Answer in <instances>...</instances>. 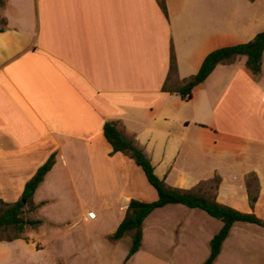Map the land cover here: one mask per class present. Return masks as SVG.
<instances>
[{
    "label": "crops",
    "instance_id": "1",
    "mask_svg": "<svg viewBox=\"0 0 264 264\" xmlns=\"http://www.w3.org/2000/svg\"><path fill=\"white\" fill-rule=\"evenodd\" d=\"M166 8L167 16L158 0H6L0 200L20 201L52 155L55 165L35 192L37 208L25 218L42 223L26 227L20 239L0 241V264H142L148 231L169 247L167 257L149 255L153 264L208 260L223 223L203 210L170 204L144 221L142 246L126 261L123 238L110 237L132 200L150 203L159 196L134 159L112 154L106 122L145 153L167 187L203 195L202 185L217 180L212 201L261 214L264 54L258 75L245 56L219 64L189 100L163 85L171 47L182 82L199 72L211 52L264 32V0H166ZM252 178L259 185L255 201ZM89 211L95 220L87 218ZM181 216L184 222L170 229L175 237L165 238L166 219ZM237 231H248L264 248V228L238 222L213 264ZM198 232L207 233L201 256L194 248ZM45 242H56V251Z\"/></svg>",
    "mask_w": 264,
    "mask_h": 264
},
{
    "label": "trees",
    "instance_id": "2",
    "mask_svg": "<svg viewBox=\"0 0 264 264\" xmlns=\"http://www.w3.org/2000/svg\"><path fill=\"white\" fill-rule=\"evenodd\" d=\"M253 1V0H251ZM159 5L167 16L166 0H158ZM3 7L6 0H0ZM3 24L6 20L3 19ZM3 28H0V32ZM173 48L171 47L170 69L168 77L163 85V91L178 94L185 100L192 99L193 91L196 86L204 83L219 64H227L240 56L247 57V66L255 74L258 75L262 69V61L264 54V32L259 33L256 37L245 44L224 47L211 52L204 60L199 72L188 79L179 82L177 78V65ZM104 135L108 143L112 147V154L124 153L135 160L136 164L142 168L150 185L155 188L158 193V200L150 203L132 200L125 218L119 225L117 231L110 237L113 241L124 238L128 233L132 234V247L126 258L128 261L135 255L142 246L143 241V224L144 221L156 209L163 208L170 204H180L191 209H200L207 215L219 220L223 223L222 229L212 238L210 242L211 254L205 264H213L221 254L222 246L230 235L235 223L256 224L264 228V221L255 213L246 214L236 209L209 200L201 194H194L178 189L169 188L165 182L155 174V168L145 153L139 149L133 141L127 139L121 134L117 125L113 122H106L104 125ZM55 165V156L51 158L38 169L35 176L25 185L22 198L20 201L9 204L0 200V239L5 241H13L20 239L26 227H37L42 222L39 220H26L22 217L24 208L29 206L31 210L37 208L34 204V195L38 187L45 180L46 175ZM251 201H255L251 197ZM9 230L16 231L15 237L3 239L1 234Z\"/></svg>",
    "mask_w": 264,
    "mask_h": 264
},
{
    "label": "rangeland",
    "instance_id": "3",
    "mask_svg": "<svg viewBox=\"0 0 264 264\" xmlns=\"http://www.w3.org/2000/svg\"><path fill=\"white\" fill-rule=\"evenodd\" d=\"M3 9L4 7L0 3V27L3 28ZM252 185L250 188V197L256 196L259 192V185L257 184L256 178H252ZM217 182V180H215ZM211 182L209 184H203L201 187V190L203 195L207 196V199L213 200L215 196V190L217 189V183ZM3 201V200H2ZM5 202V201H4ZM2 208V205H0V209ZM31 209L29 206H26L24 208V214L22 217L25 219L30 218V213ZM261 214L258 215L259 218H261L264 221V207L262 208ZM26 213V216H25ZM205 215V214H204ZM45 218L46 222V231H48L50 223L48 222V219ZM182 223L184 222V216L177 217L175 221L168 220L166 219V231L165 235L167 239H171L170 236L175 237V232L171 231V226L176 223ZM173 223V224H172ZM199 235V244L198 246H195L194 248L196 249L197 255L201 256L204 253V250L206 249V245L204 243V235H206V232H198ZM25 234V231L22 233ZM148 236L146 239V242L144 244L143 248V253L141 254V261L142 264H153L151 260H149V255H156V256H161V258H164L165 256L167 257L169 255V247L160 245L158 242H155L154 239V234L153 231L147 232ZM17 235L16 231L14 230H9L7 232H4L1 234V237L3 239H6L8 237H15ZM158 235V234H157ZM163 235V236H165ZM230 244L226 246L225 253L223 258L217 263V264H264V248H261V245L255 244L254 241L256 240L255 238H252L250 233L247 231L244 233V231L240 232L237 231L231 238ZM0 241H5L1 240ZM197 242V241H196ZM44 245H47V248H54L55 251L57 249V244L55 243H49L45 242ZM132 247V234L128 233L122 241H120V249H125L127 252L130 251ZM190 251V248H188ZM198 260V261H197ZM201 259L196 257L194 261L188 264H202ZM206 263V262H205Z\"/></svg>",
    "mask_w": 264,
    "mask_h": 264
},
{
    "label": "built area",
    "instance_id": "4",
    "mask_svg": "<svg viewBox=\"0 0 264 264\" xmlns=\"http://www.w3.org/2000/svg\"><path fill=\"white\" fill-rule=\"evenodd\" d=\"M87 218L91 219V220H95L96 219V214L93 211H89L87 213Z\"/></svg>",
    "mask_w": 264,
    "mask_h": 264
}]
</instances>
